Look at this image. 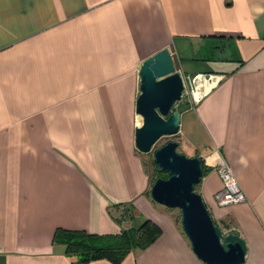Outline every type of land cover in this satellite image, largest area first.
<instances>
[{
	"label": "crops",
	"instance_id": "0c3cea01",
	"mask_svg": "<svg viewBox=\"0 0 264 264\" xmlns=\"http://www.w3.org/2000/svg\"><path fill=\"white\" fill-rule=\"evenodd\" d=\"M164 48L183 75L224 76L182 110L179 148L243 264H264V0H0V264H113L75 262L56 233L147 220L161 234L121 264H205L135 143L139 66ZM221 161L244 202L217 203Z\"/></svg>",
	"mask_w": 264,
	"mask_h": 264
},
{
	"label": "water",
	"instance_id": "95a60500",
	"mask_svg": "<svg viewBox=\"0 0 264 264\" xmlns=\"http://www.w3.org/2000/svg\"><path fill=\"white\" fill-rule=\"evenodd\" d=\"M139 78L136 113L142 118V125L136 129L135 143L139 152L148 154L163 137L180 133L182 112L175 108L182 101L184 83L168 48L140 64ZM177 149L178 143L169 142L155 152L157 165L170 177L154 183L152 199L181 211L183 230L193 252L203 263L243 264L247 255L246 242L239 235L224 233L195 190L204 174L201 159L189 158Z\"/></svg>",
	"mask_w": 264,
	"mask_h": 264
},
{
	"label": "trees",
	"instance_id": "16d2710c",
	"mask_svg": "<svg viewBox=\"0 0 264 264\" xmlns=\"http://www.w3.org/2000/svg\"><path fill=\"white\" fill-rule=\"evenodd\" d=\"M202 166L204 169L203 161ZM160 234L159 226L147 220L138 227L123 230L118 235L101 236L61 230L56 233L55 241L64 245L68 256L77 263L108 260L113 264H121L133 250L149 247Z\"/></svg>",
	"mask_w": 264,
	"mask_h": 264
},
{
	"label": "built area",
	"instance_id": "2783aa9c",
	"mask_svg": "<svg viewBox=\"0 0 264 264\" xmlns=\"http://www.w3.org/2000/svg\"><path fill=\"white\" fill-rule=\"evenodd\" d=\"M152 1L158 2L160 0ZM177 72L181 75L184 83V93L182 99H186L190 106H194L199 103L224 79L223 75L213 73L186 76L181 74L178 70ZM218 171L223 182V188L216 194L217 203L220 206H228L244 202L246 197L242 190L238 187L229 165L226 162L221 161Z\"/></svg>",
	"mask_w": 264,
	"mask_h": 264
},
{
	"label": "rangeland",
	"instance_id": "374dc122",
	"mask_svg": "<svg viewBox=\"0 0 264 264\" xmlns=\"http://www.w3.org/2000/svg\"><path fill=\"white\" fill-rule=\"evenodd\" d=\"M190 106V104L186 101V99H182V101H180L179 103H177L175 110H179L182 112V110H184L187 106ZM142 124V119L141 117H139V125ZM179 135L174 136V137H163L162 139H160L152 148L151 152L148 154H143L140 153V156L142 158L143 161V165L145 167V170H147V173L149 174L150 178H151V183L152 185H154V183L162 178L163 176H170L167 172H164L162 169L159 168V166L157 165L156 161H155V152L157 150H159L160 148H162L163 146H165L166 144H168L169 142H176L178 143V149L177 151L180 154L182 153V149L179 148ZM185 155V154H184ZM164 179V178H163ZM168 179V178H167ZM171 212H173L174 214H176L175 216L178 217L179 220H181V211L180 210H173L170 209ZM138 227V226H137ZM128 230V229H126Z\"/></svg>",
	"mask_w": 264,
	"mask_h": 264
}]
</instances>
